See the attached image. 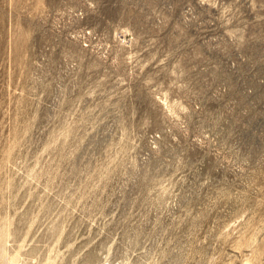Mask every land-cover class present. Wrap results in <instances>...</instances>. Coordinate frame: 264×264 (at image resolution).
<instances>
[{"label":"rangeland","instance_id":"rangeland-1","mask_svg":"<svg viewBox=\"0 0 264 264\" xmlns=\"http://www.w3.org/2000/svg\"><path fill=\"white\" fill-rule=\"evenodd\" d=\"M0 264H264V0H0Z\"/></svg>","mask_w":264,"mask_h":264}]
</instances>
